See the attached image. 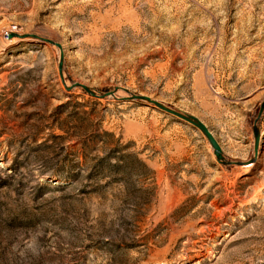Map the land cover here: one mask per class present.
<instances>
[{
    "label": "rangeland",
    "instance_id": "374dc122",
    "mask_svg": "<svg viewBox=\"0 0 264 264\" xmlns=\"http://www.w3.org/2000/svg\"><path fill=\"white\" fill-rule=\"evenodd\" d=\"M263 102L264 0H0V264H264Z\"/></svg>",
    "mask_w": 264,
    "mask_h": 264
},
{
    "label": "water",
    "instance_id": "95a60500",
    "mask_svg": "<svg viewBox=\"0 0 264 264\" xmlns=\"http://www.w3.org/2000/svg\"><path fill=\"white\" fill-rule=\"evenodd\" d=\"M14 33H11L10 34V37L13 36ZM16 36L18 37H21V38H25L27 37L26 35H21V34H16ZM50 41L51 43H53V41L51 40H48ZM57 45L60 46L59 43H56ZM85 88H87L86 86H84ZM88 89V88H87ZM135 98H141V99H144V100H148L152 103H154L157 107H159L160 109L178 117V118H181L182 120L184 121H187L188 123H191L192 125H194L195 127H197L198 129H200L205 135L206 137L208 138L209 142L211 143L212 147L214 148V153L216 155V157L219 159V160H223L224 158V155H223V151H222V147L220 145V143L218 142V140L216 139V137L214 136V134L212 133V131L208 128V126L203 122L201 121L199 118H197L196 116L194 115H189V114H185V113H182L180 111H177L175 109H172L156 100H153L151 99L150 97H147V96H138V95H134ZM264 109V102L262 103L261 105V110L260 112ZM255 151H257L258 149V146H259V143H260V131L255 127Z\"/></svg>",
    "mask_w": 264,
    "mask_h": 264
}]
</instances>
